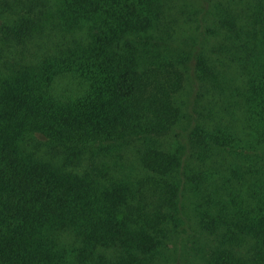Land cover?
Listing matches in <instances>:
<instances>
[{"label":"trees","instance_id":"16d2710c","mask_svg":"<svg viewBox=\"0 0 264 264\" xmlns=\"http://www.w3.org/2000/svg\"><path fill=\"white\" fill-rule=\"evenodd\" d=\"M159 1L0 0V264H153L160 248L172 245L177 228L163 232L155 222L174 209L178 188L168 192L147 178L125 197L132 211L156 213L151 234H134L139 256L130 250L127 260L126 250L110 258L101 248L133 222L124 211L119 218L114 202L121 193L117 158L166 169L167 156L143 158L154 151L147 138L177 151L170 136L180 120L183 71L202 78L199 71L213 66L190 69V50L184 61L173 50L161 56L173 45V26L198 33L204 4L185 21L173 4L161 15ZM245 61L251 86L241 120L219 136L210 132L214 118L204 116L200 133L190 136L194 201L202 200L201 217L193 218L210 235L206 246L192 241L200 264H264L263 35ZM199 94L201 101L214 97L208 87ZM138 141L143 150L135 152Z\"/></svg>","mask_w":264,"mask_h":264},{"label":"rangeland","instance_id":"374dc122","mask_svg":"<svg viewBox=\"0 0 264 264\" xmlns=\"http://www.w3.org/2000/svg\"><path fill=\"white\" fill-rule=\"evenodd\" d=\"M233 1L235 6L232 9H227L222 4V0H160L158 2L162 6L160 10H163L160 12L161 15L167 17L165 9L173 4L185 21L192 14L198 13L199 4L203 2L204 7L200 10L203 16L202 18L199 17L201 27L198 28V33L195 32V28L189 26L190 29L182 35L176 27L173 26L175 30H172L171 27L166 26V32L172 30L170 35L173 39V45L161 49V56L167 54L169 50H173L175 54H181L180 59L184 61L183 56L190 50L191 58L188 62L190 69H197V64L199 63L200 66L202 62L213 66H210L212 69L206 73L202 70L199 71L202 78L193 73V70H190L188 74L183 71V76L185 74L184 84L179 93L176 94V105H178L180 111L177 118L180 117V120L177 121L178 126L174 128L170 136L171 139H176L177 151L173 154L165 152L157 146L154 136L147 138L148 148L154 151L146 153L147 155L145 154L143 158L146 156L147 159L154 157L163 159L164 156H167L163 159L167 163L166 169L139 167L138 160H135L136 156L130 160L116 157L119 164L117 177L121 193L114 202L117 203V207L120 209L119 218H121V213L124 211V217H128L133 222L126 225L122 236L115 235L114 240L108 246H101L103 252L110 258L117 256V254H123V251L126 250L127 252L124 255L127 260L130 258L128 256L130 250L138 257L139 253L135 247L134 234L137 231H143L147 234L153 232L149 219L152 217L151 221H153L156 213L152 211L153 213L139 214L132 211L133 208L127 206L125 198L131 194L140 180L149 178L165 185L168 192H172L176 187L178 188V195L173 199L174 209L166 212L168 217L157 218L155 222V227L163 232L177 228V235L171 236V246L160 248L153 264L201 263L200 259L193 255L191 248L195 245L192 244V241H196V243L199 241L203 246H206L209 243L210 235L205 233L200 223L193 218L195 215L201 217L199 214L201 207L198 203H202V200L197 199L194 201V196L198 195L199 192L196 183L191 180L192 176L189 171L193 164L191 155L193 141L190 142V136L193 133H200L204 116L209 117L211 115L214 118V126H212L210 132L218 133L219 136L227 134L229 131L227 124L231 123L232 120H241L239 118L241 117V111H243L244 90L251 83L249 74L247 75L248 67L245 63L246 52L256 35L264 36V7L262 6L264 0ZM257 10H260L258 12L260 14H257ZM225 16H228L232 21V24L227 27L220 23L221 18ZM192 21L187 23L195 25ZM255 56L259 61H262L259 50L255 51ZM177 66H181V69L184 70V65L178 64ZM207 87L213 91L214 97L211 102L199 99V92L207 89ZM150 139L152 142H150ZM133 144L134 141H131V145ZM179 145H182L183 149H179ZM137 148L143 150L139 141L132 147L135 152ZM216 175H218V169ZM115 180L117 179L115 178ZM103 188L104 186L100 189ZM155 211L165 214V211L159 207ZM128 237H130L129 240ZM122 242H125V244L116 245Z\"/></svg>","mask_w":264,"mask_h":264}]
</instances>
